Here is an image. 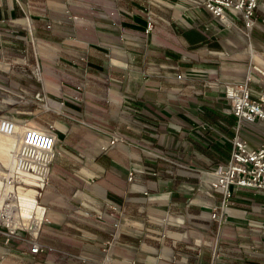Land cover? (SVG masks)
<instances>
[{"label": "crops", "instance_id": "0c3cea01", "mask_svg": "<svg viewBox=\"0 0 264 264\" xmlns=\"http://www.w3.org/2000/svg\"><path fill=\"white\" fill-rule=\"evenodd\" d=\"M0 19L38 35L26 54L44 81L42 130L57 138L39 238L56 251L34 255L0 235V264H264V191L232 186L220 225L210 168L228 164L235 138L262 143L242 136L244 122L262 127L238 128L223 85L250 77L264 91V0L252 29L223 23L204 0H0ZM30 85L40 95L27 82L21 93ZM17 134L0 137L5 160Z\"/></svg>", "mask_w": 264, "mask_h": 264}, {"label": "built area", "instance_id": "2783aa9c", "mask_svg": "<svg viewBox=\"0 0 264 264\" xmlns=\"http://www.w3.org/2000/svg\"><path fill=\"white\" fill-rule=\"evenodd\" d=\"M259 0H204V6L215 17L223 23L235 24L242 19L246 29L254 27L255 13ZM147 27L146 33L150 34L154 29L152 13L147 10ZM179 79L182 76H178ZM251 78L244 83H227L223 85L226 97L231 101L232 113L239 120L249 123H260L262 127V143L258 147H250L247 142L239 138L233 140V148L230 160L226 166L219 167L214 172L216 180L211 184L213 190L223 189V202L219 207L213 209L211 217L220 225L226 221L224 211L228 201L232 197L230 188L243 187L253 188L264 191V91L256 96L250 89L249 83ZM40 97V95H37ZM1 121V130H8L12 133L16 124L8 120ZM23 132V151L20 155L17 170L8 171L9 177L4 180L5 187L16 186L20 176H25L30 183H23L22 187L25 192L30 189H44L48 184L50 176V167L55 157V148L57 138L49 131L39 130L36 128L25 127ZM120 139L115 137L111 144L114 145ZM131 180L134 174L131 173ZM16 204L18 206H16ZM41 206V205H40ZM43 210V222L46 220V209ZM113 208V206H111ZM22 206L15 191L6 193L3 196V202L0 206V235L5 238L7 244L13 238L21 239L31 243V254L51 253L56 250L53 247L42 245L39 242H31L21 237L20 231L30 230L25 226L16 225L22 223L21 219ZM42 222V223H43Z\"/></svg>", "mask_w": 264, "mask_h": 264}, {"label": "rangeland", "instance_id": "374dc122", "mask_svg": "<svg viewBox=\"0 0 264 264\" xmlns=\"http://www.w3.org/2000/svg\"><path fill=\"white\" fill-rule=\"evenodd\" d=\"M31 29L32 27L29 21L9 22L0 19V77L3 75L8 76L7 80H3V78H1L2 85L0 84V120L14 122L16 124L15 127L17 132H21L22 136L25 127L34 128L37 126L41 128L39 130H42V128L45 130L50 124L49 118L46 114L47 112L43 113V111H46L47 104L45 102L43 92L40 90L41 88L43 89L44 83L42 80L41 71L37 65L31 64V54H26V51L29 47V49H31V47L38 45L39 39L34 33L33 29ZM22 32H24V34H21ZM21 82H27L30 84L36 83L39 87V90L41 91L40 98L37 97V93L31 92V85L30 87H24L25 93L22 94V91L19 88ZM21 96H24V100L20 98ZM30 109L37 110V112L33 114ZM256 127V125H251L244 122L241 131L242 136L247 133V140L249 142H252V138L260 139L262 134L260 133L259 128ZM0 136L3 135L0 134ZM1 149L3 150V148H0V155L2 154ZM16 151L17 150L10 152L9 157L6 160L0 156V163L2 164V167L4 169L6 168V175L9 174L7 170L13 171V168H15L16 156L18 154ZM5 174L3 173V176ZM0 180L3 184L2 186L5 187V178L4 180L3 178ZM23 183L34 184L30 181L19 182L16 186H11L12 189L8 190L7 194L12 191H15L18 194V199L20 201V205L22 206L21 219L23 220L22 223L16 224L18 226L27 225L25 227L30 228V226L33 224L35 225L37 220H39L38 218L41 217L43 222L44 214L40 207H44L46 209V220L43 223L40 221V227L35 229V227L32 226L30 230L19 232L21 237L26 238L28 241L39 242L41 233H43V231H47L48 226L47 207L42 203V199L46 194L47 185L44 189H40L39 191L36 189L27 190V192H35L37 194L36 199L34 200L21 197V192H25L22 187ZM4 190L5 191L3 193L2 190L0 191V206L3 202L2 196H4L7 191L6 187ZM16 206L18 205L16 204Z\"/></svg>", "mask_w": 264, "mask_h": 264}, {"label": "bare ground", "instance_id": "6f19581e", "mask_svg": "<svg viewBox=\"0 0 264 264\" xmlns=\"http://www.w3.org/2000/svg\"><path fill=\"white\" fill-rule=\"evenodd\" d=\"M1 121H0V134L1 135H3L4 137H7V138H10L11 136H14V135H16L17 134V129H16V127H15V130L12 132V133H9V131L8 130H6V129H4V131H2L1 130ZM18 135V134H17ZM1 137V136H0ZM22 143H23V136H22V142H21V146H20V148H18L19 149V151H18V154H17V156H16V162H15V168H14V171L15 170H17V167H18V165H19V159H20V155H21V153H22V151H23V147H22ZM26 181H29V179H27L25 176H20L19 177V179H18V181H17V183H19V182H26ZM29 193V192H28ZM31 193V192H30ZM35 212V211H34ZM36 214V213H35ZM30 215V214H29ZM37 216H39V215H37ZM39 220H37V222H36V224H35V229L36 228H38V227H40V223L42 222V217L41 218H38ZM41 221V222H40ZM25 226H27V225H25ZM29 226V225H28Z\"/></svg>", "mask_w": 264, "mask_h": 264}, {"label": "trees", "instance_id": "16d2710c", "mask_svg": "<svg viewBox=\"0 0 264 264\" xmlns=\"http://www.w3.org/2000/svg\"><path fill=\"white\" fill-rule=\"evenodd\" d=\"M36 29L38 30V28L36 27ZM21 34H24V32H22ZM36 36H38L37 35V33H36ZM219 167H221V166H215V165H213V166H211L210 168H216V170H218L219 169Z\"/></svg>", "mask_w": 264, "mask_h": 264}]
</instances>
